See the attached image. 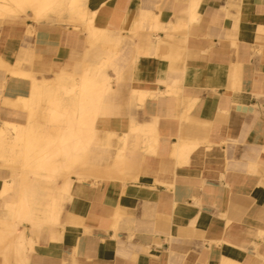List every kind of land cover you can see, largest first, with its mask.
<instances>
[{
    "label": "crops",
    "instance_id": "0c3cea01",
    "mask_svg": "<svg viewBox=\"0 0 264 264\" xmlns=\"http://www.w3.org/2000/svg\"><path fill=\"white\" fill-rule=\"evenodd\" d=\"M191 8L185 33L151 29L186 25ZM86 10L96 29L126 38L113 114L97 119L89 157L106 170L122 152L128 169L72 175L60 224L13 223L22 164L5 151L0 264H264L248 251L264 249V0H88ZM86 48L68 23L0 19L1 120L26 124L19 105H2L27 95L12 74L65 71L78 83ZM135 92L145 97L130 112ZM34 185L48 202L52 184Z\"/></svg>",
    "mask_w": 264,
    "mask_h": 264
},
{
    "label": "bare ground",
    "instance_id": "6f19581e",
    "mask_svg": "<svg viewBox=\"0 0 264 264\" xmlns=\"http://www.w3.org/2000/svg\"><path fill=\"white\" fill-rule=\"evenodd\" d=\"M87 2L0 0V19L23 15L34 23H68L74 29L81 28L87 39L81 69L88 73H84L78 83H74L73 75L65 71L51 79L31 74H12L25 82L27 95L2 97L3 106L19 105L26 116V124L23 126L1 120L0 116V161L5 162V151L13 153L17 149V159L22 164V170L18 173L21 181L18 201L6 206L13 223L60 224L64 204L68 201L72 175L78 178H114L128 169L122 152L117 154L106 170L100 169L96 161L89 157L97 119L113 114L115 90L111 82L121 75V62L116 49L126 38L96 29L93 26L94 14L86 10ZM64 15L65 20L62 19ZM188 16L186 25L168 24L164 27L155 20L151 29L185 33L186 27L195 21L193 8L188 10ZM133 96L135 99L129 104L130 112L134 108L133 102H142L145 97L141 92H135ZM129 128L133 133L139 131L144 134L143 127L133 124L132 116ZM40 180L52 184L48 202L39 201L40 194L34 183ZM9 190L10 186L5 185L1 194L5 195ZM38 209H43V213ZM38 214H43L44 218H39ZM10 232L4 236H10ZM257 249L258 246L252 245L248 251L255 258L263 256L264 249ZM23 251V245L16 247L18 254Z\"/></svg>",
    "mask_w": 264,
    "mask_h": 264
},
{
    "label": "rangeland",
    "instance_id": "374dc122",
    "mask_svg": "<svg viewBox=\"0 0 264 264\" xmlns=\"http://www.w3.org/2000/svg\"><path fill=\"white\" fill-rule=\"evenodd\" d=\"M118 55H120V53Z\"/></svg>",
    "mask_w": 264,
    "mask_h": 264
}]
</instances>
